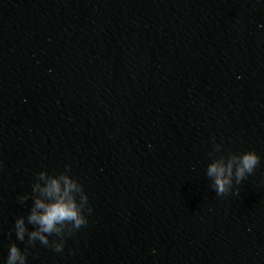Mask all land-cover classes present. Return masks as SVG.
Returning a JSON list of instances; mask_svg holds the SVG:
<instances>
[{
  "label": "clouds",
  "instance_id": "9594fccd",
  "mask_svg": "<svg viewBox=\"0 0 264 264\" xmlns=\"http://www.w3.org/2000/svg\"><path fill=\"white\" fill-rule=\"evenodd\" d=\"M220 150L221 145L214 143L205 175L211 181L210 188L217 196L223 197L255 172L261 158L255 150L227 154ZM70 172L71 167L66 165L64 171L58 174L47 171L36 173L32 185V206L26 217L19 216L14 222L16 239L25 242V248L21 250L16 242L10 243L5 264H27L28 246L35 245L37 241L55 252H62L66 237L87 225L85 211L92 212L89 198L82 183ZM28 199V194L18 197L20 203Z\"/></svg>",
  "mask_w": 264,
  "mask_h": 264
}]
</instances>
